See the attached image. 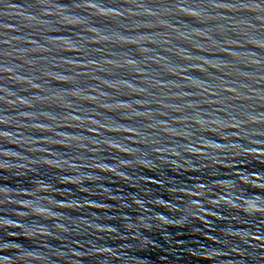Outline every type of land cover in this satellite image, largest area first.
Listing matches in <instances>:
<instances>
[{
	"label": "water",
	"instance_id": "obj_1",
	"mask_svg": "<svg viewBox=\"0 0 264 264\" xmlns=\"http://www.w3.org/2000/svg\"><path fill=\"white\" fill-rule=\"evenodd\" d=\"M0 264H264V0H0Z\"/></svg>",
	"mask_w": 264,
	"mask_h": 264
}]
</instances>
